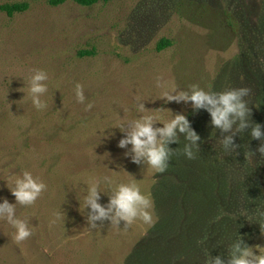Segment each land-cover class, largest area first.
<instances>
[{"label":"rangeland","instance_id":"obj_1","mask_svg":"<svg viewBox=\"0 0 264 264\" xmlns=\"http://www.w3.org/2000/svg\"><path fill=\"white\" fill-rule=\"evenodd\" d=\"M237 1L110 0L85 6L67 0L54 6L49 0H0L28 3L12 16L0 11V202L7 199L13 218L30 231L16 241L15 227L0 218V264H133L129 254L144 235L142 221L113 219L114 209L91 219L89 187L96 185L97 202L105 208L120 183H135L152 200L146 157L134 161L131 143L121 147L119 141L141 117L151 116L158 128L197 108L190 99L167 95L190 96L197 89L210 94L239 51ZM246 2L254 10L258 0ZM162 38L170 44L159 50ZM85 50L90 53L81 54ZM39 71L45 78L33 81ZM33 83L44 91L32 93ZM257 97L264 105V89ZM253 103H245L246 124L264 133V113L256 115ZM219 127L210 129L217 134ZM254 149L248 164L260 198L253 207L225 212L235 237L223 251L219 246L223 264L245 250L250 260L264 254V153L258 144ZM206 169L213 177L221 173ZM24 171L44 185L31 204H20L10 190ZM226 178L233 188L236 180ZM1 249L23 255L4 263Z\"/></svg>","mask_w":264,"mask_h":264},{"label":"trees","instance_id":"obj_2","mask_svg":"<svg viewBox=\"0 0 264 264\" xmlns=\"http://www.w3.org/2000/svg\"><path fill=\"white\" fill-rule=\"evenodd\" d=\"M66 1L49 0V3L56 6ZM73 1L91 6L110 0ZM249 6L246 0L237 1L234 14L239 51L213 83L210 92L217 97L228 91L238 92L244 114L235 119L230 114V127H219L216 134L210 129L213 123L208 106L197 107L185 116L186 130L174 129V137L163 141L167 166L163 172L152 169L151 174L154 223H139L144 227V235L129 254L133 264H215L216 258L223 256V249L229 247L235 237V231L225 223L228 222L225 212L253 207L260 198L256 183L250 177L252 171L248 161L254 147L264 143V133L261 132L260 137L252 136L246 124L249 118L245 115L248 111L245 103L252 98L256 115L264 113V105L257 97L264 89V0H258L254 10ZM27 8V2L0 4V11L9 16ZM169 44V39L162 38L157 48L160 50ZM87 53L90 51H81V54ZM241 89L246 91L240 92ZM188 130L195 134V140L188 136ZM227 137L231 139L225 142ZM210 166L220 170V175L213 177L206 173ZM226 177L236 180L233 188L226 183ZM1 251L4 263L9 259L17 261L23 255L22 251L14 249Z\"/></svg>","mask_w":264,"mask_h":264},{"label":"clouds","instance_id":"obj_3","mask_svg":"<svg viewBox=\"0 0 264 264\" xmlns=\"http://www.w3.org/2000/svg\"><path fill=\"white\" fill-rule=\"evenodd\" d=\"M45 78L42 71L37 72L32 77L33 81H39ZM159 82V81H157ZM80 85L77 84V95ZM30 91L32 93H39L44 91V86L33 83ZM246 89H241L240 92H244ZM167 95V93H165ZM239 93L236 91H228L220 94L218 97L210 95L203 90L197 89L192 92L190 96L181 92L177 96L167 95L169 100L176 99H190L195 107L208 106V110L212 117V123L227 129L230 127L232 120L229 119L230 114L233 115V119L236 116L242 117L244 114L243 103L238 99ZM33 104L37 107L41 106V102L34 96ZM143 105H140L142 108ZM152 117L144 116L133 122L131 131L119 141V146L123 147L125 144L131 143L132 151L135 153L133 157L134 161L138 162V158L141 156L146 157L147 163L156 172H163L166 168L165 159L167 156V150L163 141L166 138L174 137V129L184 132L187 128V120L181 114H177L170 121L164 123L163 127L153 128ZM243 127V124H241ZM159 133V139L157 134ZM253 137H260V127L257 125L252 129ZM188 136L195 140L197 137L191 131L188 132ZM231 137H227L225 142L230 140ZM259 151L264 153V144L259 147ZM191 156V153H188ZM14 187H10L15 200L20 204H31L39 195L41 189L44 187L42 183L37 182L30 172L24 171L23 177L14 178ZM99 194L97 192L96 185L93 183L89 187L88 196L85 198V203L90 205V208L94 212V216L91 219L105 217L109 212L114 209L115 218H121L126 223L131 224L134 219H139L145 224L152 225L154 223V211L151 198L142 193L140 188L135 183H120L114 189V194L110 196L108 207L101 206L97 201ZM14 206L10 204L7 199L0 202V218L9 221L15 227L14 239L21 241L30 235L29 229L26 227L25 222L20 219L13 218ZM248 250H245L241 256L234 257L231 264H264V254H261L254 259H248ZM215 264H221L220 259L217 257Z\"/></svg>","mask_w":264,"mask_h":264}]
</instances>
